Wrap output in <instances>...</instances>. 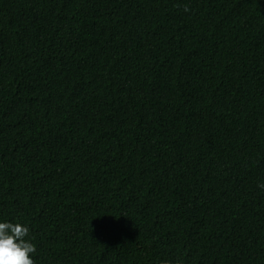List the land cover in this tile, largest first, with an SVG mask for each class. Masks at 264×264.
Returning <instances> with one entry per match:
<instances>
[{"label":"trees","instance_id":"1","mask_svg":"<svg viewBox=\"0 0 264 264\" xmlns=\"http://www.w3.org/2000/svg\"><path fill=\"white\" fill-rule=\"evenodd\" d=\"M262 184L264 0H0V222L35 264H264Z\"/></svg>","mask_w":264,"mask_h":264},{"label":"clouds","instance_id":"2","mask_svg":"<svg viewBox=\"0 0 264 264\" xmlns=\"http://www.w3.org/2000/svg\"><path fill=\"white\" fill-rule=\"evenodd\" d=\"M184 11L189 9L186 7ZM259 187L264 188V184ZM29 231L21 223L0 222V264H35L32 255L36 246L28 239Z\"/></svg>","mask_w":264,"mask_h":264}]
</instances>
